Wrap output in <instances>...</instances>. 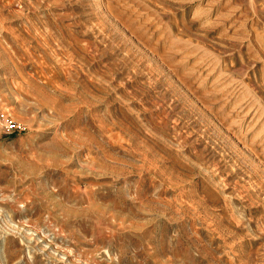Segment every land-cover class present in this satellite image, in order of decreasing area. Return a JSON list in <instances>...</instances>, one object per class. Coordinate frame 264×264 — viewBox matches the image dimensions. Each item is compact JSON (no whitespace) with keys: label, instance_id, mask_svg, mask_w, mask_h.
Returning <instances> with one entry per match:
<instances>
[{"label":"rangeland","instance_id":"1","mask_svg":"<svg viewBox=\"0 0 264 264\" xmlns=\"http://www.w3.org/2000/svg\"><path fill=\"white\" fill-rule=\"evenodd\" d=\"M0 264H264V0H0Z\"/></svg>","mask_w":264,"mask_h":264},{"label":"built area","instance_id":"2","mask_svg":"<svg viewBox=\"0 0 264 264\" xmlns=\"http://www.w3.org/2000/svg\"><path fill=\"white\" fill-rule=\"evenodd\" d=\"M6 129L7 130H11L15 127V125L11 122H7L6 125H5Z\"/></svg>","mask_w":264,"mask_h":264}]
</instances>
